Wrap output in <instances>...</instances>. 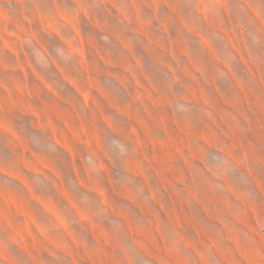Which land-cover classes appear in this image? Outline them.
<instances>
[{"label": "rangeland", "instance_id": "rangeland-1", "mask_svg": "<svg viewBox=\"0 0 264 264\" xmlns=\"http://www.w3.org/2000/svg\"><path fill=\"white\" fill-rule=\"evenodd\" d=\"M235 3L0 0V264H252L245 258L264 243V129L252 149L230 146L234 182L225 190L214 177L213 199L200 158L225 146V113L264 110V28L254 19L241 31ZM59 48L73 58L60 61ZM228 56L244 61L241 86L225 76ZM173 80L194 106L191 123L164 102ZM193 122L213 125L214 144L198 138L186 166ZM113 136L136 149L133 159L109 157ZM183 174L197 175L191 198ZM196 200L208 201L212 224Z\"/></svg>", "mask_w": 264, "mask_h": 264}, {"label": "crops", "instance_id": "crops-1", "mask_svg": "<svg viewBox=\"0 0 264 264\" xmlns=\"http://www.w3.org/2000/svg\"><path fill=\"white\" fill-rule=\"evenodd\" d=\"M229 53L233 57H236V53L240 55V52L238 51L237 47L231 46L229 47ZM232 56L225 57L227 61H225V76L228 79L229 83L234 85L241 86L239 80L240 76L237 73V66L241 67L244 63L241 58H236L235 60H231ZM253 65H248L250 71H252V76L258 77L261 76V65L256 62L257 56H254L253 58ZM258 71V73H257ZM250 76L252 79L253 77ZM242 88V87H241ZM225 102H229L231 105H234V100L229 101V99H226ZM235 106V105H234ZM228 118H237L236 121H232V119ZM187 131L186 137L182 140V148L180 149V157L185 162L186 166H189V159H197L199 154V148L197 147V139L201 138L204 140L207 144L212 146L214 144V133H213V125H209V123L205 124V127H198L196 122H193V124H190L188 127H186ZM264 129V110H241V109H234L228 113H225V130H223L225 134V146H228L230 149L231 147H238L241 149L244 147L249 146L248 149H252V144H258L261 143L260 135L263 134ZM188 141V142H187ZM195 141V142H194ZM231 146V147H230ZM202 151V149H200ZM206 152L204 155H201V160H205V166H206V153L207 151H211L208 148L205 150ZM202 154V153H201ZM221 155H225L224 152H221ZM229 159H234L235 161V168H237V155L235 152L231 151L227 154ZM207 168V167H206ZM165 176V173L163 175H159V177ZM211 176V173H208L207 171L203 175V180L205 181V194L209 199H213L214 196V183L212 182L214 180V177H212L211 180H209V177ZM166 179V178H165ZM180 182L184 183L183 186H181L180 190L185 194H189V198L194 196L198 189V178L195 174H183L180 176L179 179ZM207 181V183H206ZM223 185L225 187V190L229 189V183L234 182V180L229 177V175L222 180ZM190 209L192 207L191 203H188ZM210 204L208 201L202 202V201H195L193 207L198 208L202 214V220L207 224L208 222L210 224L214 221V213L213 209L209 206ZM195 210H191V215H194ZM189 221V227H191L194 230L201 229L200 222L193 217H190ZM133 231V230H132ZM133 233V232H132ZM208 238V235H206ZM132 240V239H131ZM100 241L104 242L105 239H100ZM167 246V245H166ZM168 248V247H166ZM199 257L200 261H207L205 257H202L201 255H197ZM204 256V255H203ZM174 260L178 259L176 256H171ZM156 258V257H155ZM207 258V257H206ZM222 260L228 261V258H223ZM247 261H252V258H245Z\"/></svg>", "mask_w": 264, "mask_h": 264}, {"label": "clouds", "instance_id": "clouds-1", "mask_svg": "<svg viewBox=\"0 0 264 264\" xmlns=\"http://www.w3.org/2000/svg\"><path fill=\"white\" fill-rule=\"evenodd\" d=\"M84 6L86 8H91V5H88L87 3H85ZM233 8L237 20V27H239L241 31H244L246 28H250L253 25L254 19L262 28H264V3L257 5L255 0H236ZM249 10L256 14L255 17L249 15ZM212 13L213 6L210 5L209 14L211 15ZM56 56L60 61L64 62L71 60L74 53L72 49L59 48L56 50ZM181 87L182 85L178 81L173 80L170 85L168 95L164 97V102L169 105L177 123L188 124L192 122L194 106L180 91H172V89H179ZM156 135L159 136L160 133L157 132ZM111 144L116 151L113 152L112 149L107 146H105V151L114 161L122 162L134 158L136 149H134L127 140H122L119 136H113ZM230 151L231 149L228 146H221L218 151H208L206 153L207 172L211 173L209 180H211L212 177H215V180H223L230 173H234L235 161L234 159H229L227 155ZM221 152H224L225 155H220ZM86 163H88L87 160ZM240 163H243V159L240 160ZM196 167L199 168L200 165L197 164ZM91 171H98V166L96 168H91ZM215 180L212 182L215 183ZM127 264H134L130 257ZM252 264H264V243L256 247V255Z\"/></svg>", "mask_w": 264, "mask_h": 264}]
</instances>
